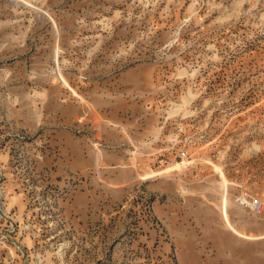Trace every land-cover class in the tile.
Segmentation results:
<instances>
[{"label": "rangeland", "instance_id": "rangeland-1", "mask_svg": "<svg viewBox=\"0 0 264 264\" xmlns=\"http://www.w3.org/2000/svg\"><path fill=\"white\" fill-rule=\"evenodd\" d=\"M243 198L264 0H0V264H264Z\"/></svg>", "mask_w": 264, "mask_h": 264}, {"label": "built area", "instance_id": "built-area-1", "mask_svg": "<svg viewBox=\"0 0 264 264\" xmlns=\"http://www.w3.org/2000/svg\"><path fill=\"white\" fill-rule=\"evenodd\" d=\"M242 201L252 214L259 215L264 211V204L260 199L243 198Z\"/></svg>", "mask_w": 264, "mask_h": 264}, {"label": "bare ground", "instance_id": "bare-ground-1", "mask_svg": "<svg viewBox=\"0 0 264 264\" xmlns=\"http://www.w3.org/2000/svg\"><path fill=\"white\" fill-rule=\"evenodd\" d=\"M198 163H210L208 160H206V159H201V160H198L197 161ZM218 168V171H219V174H220V176L223 178V180H224V198H223V201L225 200V203L227 204V200H228V183H227V180H226V176H225V174H224V172L219 168V167H217ZM226 215V214H225ZM228 217V216H227ZM229 219L227 218V221H228ZM230 225V224H229ZM232 228H233V226H232Z\"/></svg>", "mask_w": 264, "mask_h": 264}]
</instances>
